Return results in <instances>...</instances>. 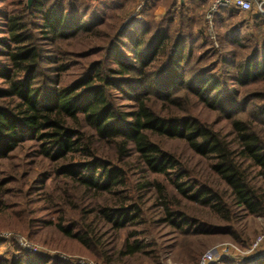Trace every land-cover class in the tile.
Masks as SVG:
<instances>
[{
    "label": "trees",
    "instance_id": "1",
    "mask_svg": "<svg viewBox=\"0 0 264 264\" xmlns=\"http://www.w3.org/2000/svg\"><path fill=\"white\" fill-rule=\"evenodd\" d=\"M3 2L12 9L0 11L7 34L0 37V57L4 58L0 60V161L24 142H36V153L42 158L33 164L42 169L33 174L42 183L40 189L30 185L27 191L42 192L40 197L50 215L37 223L52 227L97 261L122 264L125 257L145 252L148 246L140 238L141 231H127L129 226L145 223L146 194L154 192L165 207L162 220L180 231L205 235L215 228L196 223L198 217L184 207L173 209L176 203L170 200L174 195L149 174L172 176L174 189L184 198L227 221L234 210L263 213L264 87L251 91L253 101H248L247 107H239L237 102L240 89L264 84V28L256 33L253 50L241 53L244 61L236 62L233 50L214 51L216 63L201 65L202 59L195 58L189 42L198 23L199 3L183 2L177 10L169 8L158 22L151 18L139 27L131 26L133 20L122 22L101 48L104 60L61 86V73L69 64L43 42L58 45L84 33H96L103 22L100 8L93 7L90 0H33L31 6L23 0ZM236 12L217 9L212 13L213 22L224 23ZM231 82L236 89H230ZM126 88V98L134 106L122 110L114 102L113 92ZM154 100L162 107H155ZM259 100H263L260 105ZM195 102L229 121L236 147L193 115L187 106ZM251 104L259 111L251 112ZM251 115L262 129L250 121ZM159 138L182 140L196 155L209 159L210 175L224 184V191H219L214 179L184 181L189 176L187 170L162 148ZM134 156L140 180L131 182L126 166ZM43 158L54 166L48 179L55 174L66 182L60 194L43 192L49 181L41 176L48 170ZM251 168L257 171V181ZM12 180L0 181V199ZM4 210H0L1 216L20 218L30 234L39 226L24 209ZM45 262L41 256L27 254L12 260L0 258V264Z\"/></svg>",
    "mask_w": 264,
    "mask_h": 264
},
{
    "label": "rangeland",
    "instance_id": "2",
    "mask_svg": "<svg viewBox=\"0 0 264 264\" xmlns=\"http://www.w3.org/2000/svg\"><path fill=\"white\" fill-rule=\"evenodd\" d=\"M188 1L199 3L198 23L195 25L194 35L190 37L189 42L195 58L202 59L200 64L215 62L217 54L214 56V51L232 53L233 50V59L236 62L244 61L246 58L241 53H249L253 50L256 45V33L264 28V17L256 18L254 11L233 13L226 22L215 25L213 21L210 24L206 18L214 0H203V3L200 0H90L93 7L100 8L99 13H101L103 21L96 27V33H84L74 39L63 40L58 45L51 46V42H43L45 48L50 51L57 50L69 64V68L61 73V86L72 83L94 62L104 60L105 51H101V48L108 43V36L110 37L122 22L133 20L131 24L133 27H139L151 18L158 22L167 15L169 8L177 10L180 3ZM32 2L33 0H23V4L28 6H31ZM11 9L12 7L0 0V11L8 13ZM4 19L0 15V37L7 35L4 29ZM200 29H202V33H200ZM2 59L4 58L0 57V60ZM196 65L195 69H197ZM47 73L50 72L47 71ZM45 85L44 82L43 87ZM229 87L230 89L237 88L232 82ZM262 87L264 84H255L251 86L252 90L246 88L243 91L240 89L238 93L241 96L237 102L238 106L247 107L248 101H253L251 100V91L262 89ZM128 93V88L124 91L114 90L113 92L114 102L122 110L134 106V102L126 98ZM154 103L158 109L162 107L161 102L154 100ZM261 103L263 100H259V105ZM252 104L249 110L253 113L259 111ZM187 108L201 121L212 125L231 143L232 147H236L235 135L229 121L224 116L198 102L187 106ZM249 119L258 128L262 127L252 115ZM158 141L162 148L174 155L182 167L187 170L189 176L184 181L214 179L219 191H224V184L217 177L210 175L209 159L196 155L182 140L159 138ZM108 151L105 149V152ZM135 157L127 160L126 166L131 182L140 180V169ZM40 158L36 153V142L26 141L11 156L0 161V181H5L9 177L14 179L6 186V195L3 200L0 199L2 200L0 210L5 208L4 212L11 213L10 211L24 209V214L27 217L36 219L35 223L49 219L50 215L45 210L44 202L40 197L42 192L34 191L30 194V191H27L30 185L31 188L35 185L36 189H40L39 183H42V179L33 174L37 169H42L39 165L33 164L35 161H40ZM42 161L47 165L50 164L44 158ZM51 166L53 165L47 166L46 175L43 174L44 172L41 174L43 179L47 180L53 173ZM251 173L252 178L257 181L259 178L257 179L256 169L251 168ZM149 178L158 180L168 187V192H171L175 198L170 200L171 203L173 201L176 203V206L172 205L173 209H177V206L184 207L195 213L194 217H198L196 223H209L215 228L211 230L210 234L205 235L180 231L162 220L163 217H166L165 207L161 205L154 192L146 194L143 218L145 223L141 226H129L127 231H141L140 238L148 246L145 252L125 257L122 264H197L200 257L208 251L214 253L215 262L213 264H264V211L260 215H251L234 210L235 214L232 215V219L227 221L208 207L184 198L174 189L170 181L172 176L167 179L165 176L149 174ZM48 180V187L43 192L55 191L60 194L61 190L66 187L65 180L61 181L55 177V174ZM11 217H0V258L12 260L27 254L31 257H43L46 261L45 264H107L105 261H97L92 258L86 250L72 240L64 238L52 227H43L40 222L37 223L39 226L34 227L35 230L33 228L34 233L30 234L26 229L27 224H24L20 218L17 220ZM107 233L109 235L110 232ZM256 241L259 243L253 247Z\"/></svg>",
    "mask_w": 264,
    "mask_h": 264
},
{
    "label": "built area",
    "instance_id": "3",
    "mask_svg": "<svg viewBox=\"0 0 264 264\" xmlns=\"http://www.w3.org/2000/svg\"><path fill=\"white\" fill-rule=\"evenodd\" d=\"M217 9H233L240 13L254 11L256 15L264 17V0H214L206 15V18L210 24L213 21L212 13ZM259 241H256L253 247H256ZM214 262V253L212 251H208L200 257L197 264H213Z\"/></svg>",
    "mask_w": 264,
    "mask_h": 264
},
{
    "label": "water",
    "instance_id": "4",
    "mask_svg": "<svg viewBox=\"0 0 264 264\" xmlns=\"http://www.w3.org/2000/svg\"><path fill=\"white\" fill-rule=\"evenodd\" d=\"M29 3H30V1H29Z\"/></svg>",
    "mask_w": 264,
    "mask_h": 264
}]
</instances>
